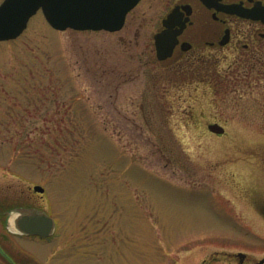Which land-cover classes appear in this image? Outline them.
Segmentation results:
<instances>
[{
    "label": "rangeland",
    "instance_id": "obj_1",
    "mask_svg": "<svg viewBox=\"0 0 264 264\" xmlns=\"http://www.w3.org/2000/svg\"><path fill=\"white\" fill-rule=\"evenodd\" d=\"M152 3L116 32L56 30L39 11L0 42V210L56 223L46 239L0 227L18 263L264 258V41L170 72L154 42L168 6Z\"/></svg>",
    "mask_w": 264,
    "mask_h": 264
},
{
    "label": "water",
    "instance_id": "obj_2",
    "mask_svg": "<svg viewBox=\"0 0 264 264\" xmlns=\"http://www.w3.org/2000/svg\"><path fill=\"white\" fill-rule=\"evenodd\" d=\"M141 0H4L0 5V42L18 38L27 28L29 20L42 10L49 24L56 30L75 31H120L127 15ZM173 15L164 21L169 27ZM242 17L263 20L264 10L258 15L242 14ZM157 57L160 61L171 55L176 44V34L170 30L154 36ZM225 38L221 45L228 44ZM210 131L224 134L225 128L210 124ZM43 193L44 188L35 187ZM9 225L13 232L30 236L50 237L55 231L54 220L44 211L19 209L10 214ZM9 226V229H10ZM11 230V229H10ZM239 257L246 255L240 253ZM260 264H264V258Z\"/></svg>",
    "mask_w": 264,
    "mask_h": 264
},
{
    "label": "flooded vegetation",
    "instance_id": "obj_3",
    "mask_svg": "<svg viewBox=\"0 0 264 264\" xmlns=\"http://www.w3.org/2000/svg\"><path fill=\"white\" fill-rule=\"evenodd\" d=\"M151 1L153 6L163 4L168 6L160 19L157 33L170 30L176 34V44L169 57L160 61L155 48L156 59L170 72H185L190 69L199 71L203 62V51L224 47L221 43L225 38H229L226 46L235 42L237 48L238 44L244 42L242 44L244 53H251L252 50L251 45L245 42L258 39L259 43L264 41L263 20L242 17V14L258 15L264 10V0ZM170 15H173L170 26L164 27L163 23ZM262 209L264 212V207ZM9 219L10 215L5 217L0 210V227L8 230ZM238 254L227 258L246 264L248 256L239 257ZM14 257L4 247H0L1 264H20Z\"/></svg>",
    "mask_w": 264,
    "mask_h": 264
}]
</instances>
